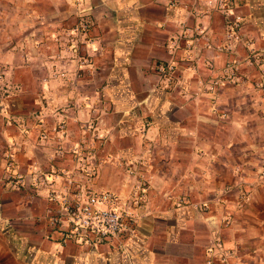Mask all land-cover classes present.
I'll return each mask as SVG.
<instances>
[{"label": "crops", "instance_id": "1", "mask_svg": "<svg viewBox=\"0 0 264 264\" xmlns=\"http://www.w3.org/2000/svg\"><path fill=\"white\" fill-rule=\"evenodd\" d=\"M209 1L212 0H91L86 4L88 12L96 15V19L100 12H108L114 19L113 28L118 30L112 51L106 57L113 64L100 67L95 80L84 83L86 89H95L105 82L110 87L107 95L111 112L107 117L102 116L100 124L102 133L112 134L114 142L99 152V158L115 154L124 157L128 164L132 163L138 149V130L143 122L134 114L138 105L149 107L154 118L149 135L155 146L161 149L160 152L154 150L158 162L153 161L148 169L156 175L154 178L158 177L159 192H153L141 208L142 220L133 236L107 241L94 249L65 238V228L50 226L47 209L56 205L51 197H62L70 189L65 177L58 178L55 171L71 172L74 180H77L78 172L69 158H57L53 143L39 144L40 127L37 124L32 126L28 138L18 126L10 125L9 118L0 109V264L207 263L210 241L223 221L224 205L217 204L221 193H216L215 189L221 185L222 170L228 173L229 166L236 159L232 157L234 149L229 143L233 136L225 133L222 137L227 140L226 144L219 147L217 136L220 134L206 123L212 124L215 120L203 115L199 106L200 113L182 115L180 111L186 108L182 98L175 99L169 92L161 100L157 99L162 92L156 88L152 69L154 63L164 56L161 37H164L166 28L163 30V23L169 22L166 24L169 26L173 22H182L190 12L210 13ZM226 4L229 9L243 13L247 27L264 26V0H227ZM72 6L70 0H0V14L4 16H0V26L13 31L17 27L20 42H29L33 38L29 14L41 12L50 21L68 26L74 12ZM7 55L10 62L12 53L9 51ZM36 88L38 90L37 85ZM61 95L60 92L54 96L51 93L50 109H56L57 103L63 102ZM87 112L88 109L80 112L83 120L89 118ZM73 121L74 118L69 116L70 125ZM204 127L210 129V135L203 132ZM250 134L243 136L256 139L257 136ZM203 154L209 156L207 163L215 171L210 183H206L210 185L209 189L203 184ZM9 156H14L15 160L12 169L8 165ZM243 160L241 158L242 164ZM14 174L21 176L22 180H9ZM84 182L94 192L105 190L119 195L120 200L114 206L116 210L132 204L137 184L133 179H124L122 169L116 165L104 168L94 181ZM255 183L257 193L253 204L237 215L228 233L254 262L262 263L264 178ZM236 184L231 183L238 187ZM205 188L206 193L203 192ZM175 195H189L197 203L209 200L211 210L206 213L201 208L174 209ZM229 201L232 203L233 198L230 197Z\"/></svg>", "mask_w": 264, "mask_h": 264}, {"label": "rangeland", "instance_id": "2", "mask_svg": "<svg viewBox=\"0 0 264 264\" xmlns=\"http://www.w3.org/2000/svg\"><path fill=\"white\" fill-rule=\"evenodd\" d=\"M71 2L74 12L73 17L69 18L71 24L68 26L55 20L50 21L47 15L41 12L29 14V25L33 34L29 42H20L17 27L13 28V31L7 26H0V109L4 110L13 127L23 120L20 118H25L26 127L30 132L34 124L40 127L37 116H43L47 126L66 121L72 142L75 144H81L85 139L89 141L91 138L95 149L88 151L85 164L84 160H81L84 156L79 161H76L72 154L63 157L69 158L75 167L74 170L78 172L75 181L85 184L84 181H94L99 175H88L86 169L82 168L84 166H80L82 163L90 167L101 166L99 173L109 165H116L122 169L124 179L137 182L132 204L117 210L130 214L134 219L126 221L131 230L121 238L122 240L134 235L142 220L141 208L149 201L153 192H159L158 177L154 178L156 175L148 169L153 161L157 160L154 150L161 149L155 146L149 135L154 119L150 115L149 107L138 105L134 114L143 122L138 130V149L132 163L128 164L124 157L115 154H105L104 158H99V152L114 142L112 134L102 133L100 124L102 116L107 117L111 112L107 95L110 87L109 83L105 82L97 85L95 89H86L84 83L94 81L96 71L101 70L100 67L113 64V61L106 57L112 51V42L115 41L118 30L113 28L114 19L109 17L108 12H100L97 19L96 15L94 17L88 12L86 4L91 0H70ZM232 11L243 19L242 27L233 37L228 36L231 29L225 15L218 11H206L200 16L196 12L187 13L182 21L188 27L187 30L182 22H173L174 24L169 26H166L169 22H164L165 26L162 27L163 30L166 29L164 37H161L164 56L163 59L157 60L158 63H154L152 70L156 77V88L161 89L163 93L158 94L157 99L161 100L169 92H172L170 96L175 99L182 98L186 106L180 111L182 115L200 113L197 107L199 106L203 115L215 120L212 124L207 121L206 123L212 125L211 129L220 134L217 136L222 139H218L219 147L226 144L227 140L222 137L225 133L229 132L233 136L229 143L234 149L232 157L237 160L232 161L228 173L225 169L222 170L221 185L218 184L215 189L216 193H221L217 204L224 205L223 221L210 241L207 252L209 259L206 264L210 260L213 264H226L225 258L228 264H264V261L254 262L252 256L244 252L238 241L228 233L237 215L253 204L257 193L255 181L264 178V26L249 28L245 24L243 13ZM80 15H86L85 18L92 26L88 32L73 33L80 21ZM0 16L4 18L3 14ZM197 26L200 28H196ZM9 51L12 53L10 62L7 58ZM165 64H171L174 70L170 73L161 72L160 68ZM47 88L53 96L57 92L62 94L63 102L59 101L56 109L49 108L52 103L51 93L43 90ZM86 109L89 111V118L83 120L80 112ZM69 116L74 118L73 125H70ZM90 121H94L96 135L101 137L99 140L93 138L91 133L89 135L85 132ZM203 132L210 135L211 131L204 127ZM248 132L257 136L256 139L243 136ZM29 136L30 133L26 137ZM201 158L204 161L202 178L205 185L210 183L215 171L213 172L207 163L210 159L208 155L203 154ZM241 158H244V164L241 163ZM188 173H191V170ZM68 175L72 173L69 172ZM187 177L192 179V176ZM245 179H249L250 183ZM232 182L234 185L238 183V187L242 186L243 189L232 186ZM206 189H203V192ZM101 192L112 193L118 197V202L120 200L119 195L114 192ZM176 196L172 203L174 209L193 207L201 208L206 213L211 210L209 200L197 203L192 201L189 195ZM230 197L233 198L232 203L229 201Z\"/></svg>", "mask_w": 264, "mask_h": 264}, {"label": "built area", "instance_id": "3", "mask_svg": "<svg viewBox=\"0 0 264 264\" xmlns=\"http://www.w3.org/2000/svg\"><path fill=\"white\" fill-rule=\"evenodd\" d=\"M79 3V2H78ZM227 0H212L207 4L208 10L211 12L218 11L225 15L228 27L231 32L228 34L229 37H233L236 34L243 23L242 18L239 15L233 13L231 9L227 7ZM209 12V11H207ZM200 16L202 13L197 12ZM86 15H80V21L77 26L73 29V33L88 32L91 23L85 18ZM183 24V22L181 23ZM187 30L185 23L183 24ZM196 28H200L197 26ZM189 30V29H188ZM175 44V43H173ZM174 66L171 64H165L160 68L161 72H172ZM232 76V73H231ZM40 122L39 132V144L48 145L53 143L55 146V155L63 158L66 154H72L75 160L84 156L81 160L86 162L85 156L89 150L94 151L95 145L90 140L82 141V143H73L71 139V133L68 129L66 121H59L53 123L50 126L46 125V119L43 116H37ZM10 121V120H9ZM26 119L24 118L18 122L19 130L25 135H29V129L26 127ZM85 132L92 135L93 138H101L96 135L94 129V121L88 122ZM69 146V147H68ZM9 168H13L15 164L14 156H9ZM82 168L86 169L87 174L91 177H95L99 174L101 166L95 165V167L85 166L80 163ZM57 177H65L68 182L70 189L66 191V194L62 197L56 195L51 197L56 205H52L47 209V218L50 226L65 228V238L75 240L79 244L89 246L91 248H97L107 241L121 240L124 235L131 229L126 223L127 220H134L133 217L128 213H121L114 210L113 207L118 202V197L109 192H94L84 183H79L73 179L71 175L65 170H58ZM9 180L15 179L22 180V177L14 174L10 175ZM71 197H69V196ZM68 197V198H67ZM138 203V201H136ZM231 256V253H229ZM224 262L228 264L227 259ZM208 264H213L212 260Z\"/></svg>", "mask_w": 264, "mask_h": 264}]
</instances>
